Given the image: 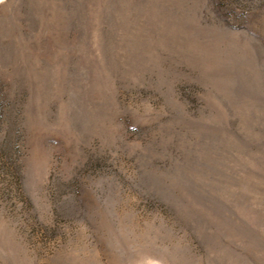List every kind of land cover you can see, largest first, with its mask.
Listing matches in <instances>:
<instances>
[{
  "label": "rangeland",
  "instance_id": "374dc122",
  "mask_svg": "<svg viewBox=\"0 0 264 264\" xmlns=\"http://www.w3.org/2000/svg\"><path fill=\"white\" fill-rule=\"evenodd\" d=\"M0 264H264V0L0 1Z\"/></svg>",
  "mask_w": 264,
  "mask_h": 264
},
{
  "label": "bare ground",
  "instance_id": "6f19581e",
  "mask_svg": "<svg viewBox=\"0 0 264 264\" xmlns=\"http://www.w3.org/2000/svg\"><path fill=\"white\" fill-rule=\"evenodd\" d=\"M0 1H2V0H0Z\"/></svg>",
  "mask_w": 264,
  "mask_h": 264
}]
</instances>
